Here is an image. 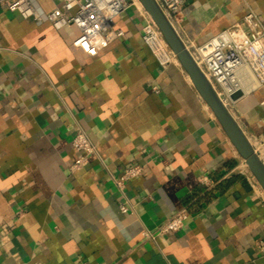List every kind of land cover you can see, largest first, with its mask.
<instances>
[{
    "label": "crops",
    "instance_id": "0c3cea01",
    "mask_svg": "<svg viewBox=\"0 0 264 264\" xmlns=\"http://www.w3.org/2000/svg\"><path fill=\"white\" fill-rule=\"evenodd\" d=\"M249 11L264 23V0H187L178 32L204 44ZM145 23L132 4L93 57L76 26L0 4V264H264V190L181 64L144 43ZM229 109L264 160V85ZM78 128L97 151L72 171ZM134 164L144 172L122 192ZM184 207V228L158 234Z\"/></svg>",
    "mask_w": 264,
    "mask_h": 264
},
{
    "label": "built area",
    "instance_id": "2783aa9c",
    "mask_svg": "<svg viewBox=\"0 0 264 264\" xmlns=\"http://www.w3.org/2000/svg\"><path fill=\"white\" fill-rule=\"evenodd\" d=\"M62 1L60 7L50 12L42 10L34 0H0V4L36 23L51 22L59 30L71 25L76 26L80 31L76 45L93 57L124 35L122 29L115 27V19L134 4L132 0ZM157 2L178 31L187 0H157ZM143 13L146 23L143 27L142 39L159 64L162 67L173 63L180 64L156 23L145 10ZM185 44L228 108L233 101L231 95L235 92L239 90L245 93L251 92L258 86L264 85V23L254 11H249L242 20L204 44H195L192 41ZM72 144L78 157L71 169L76 171L85 167L89 162L88 156L97 150L89 135L81 128L74 133ZM144 169L141 164L129 166L116 178L117 187L124 192L127 182L141 175ZM249 176L254 186L261 187L251 172ZM201 183L207 189L213 184L208 175L202 176ZM121 208L124 212L129 211L124 203ZM190 215V207L182 208L161 224L157 233L179 232L184 228ZM145 235L155 237L150 230L145 231Z\"/></svg>",
    "mask_w": 264,
    "mask_h": 264
},
{
    "label": "water",
    "instance_id": "95a60500",
    "mask_svg": "<svg viewBox=\"0 0 264 264\" xmlns=\"http://www.w3.org/2000/svg\"><path fill=\"white\" fill-rule=\"evenodd\" d=\"M146 13L153 19L163 34L170 48L176 54L179 63L189 75L193 86L211 109L221 124L239 156L246 163L251 174L257 179L264 190V160L259 156L237 122L230 109L224 104L210 80L203 73L191 52L187 48L177 29L173 26L157 0H139ZM245 94L239 90L231 95L233 101Z\"/></svg>",
    "mask_w": 264,
    "mask_h": 264
},
{
    "label": "rangeland",
    "instance_id": "374dc122",
    "mask_svg": "<svg viewBox=\"0 0 264 264\" xmlns=\"http://www.w3.org/2000/svg\"><path fill=\"white\" fill-rule=\"evenodd\" d=\"M132 1H133V3H134L136 6H138V7L141 9V7H140V6H141L140 3H139V5H140V6H139L136 0H132ZM142 9H143V7H142ZM143 10H144V9H143ZM244 164H245L244 166H246L245 168H247V171H249V169H248V167H247V165H246L245 162H244ZM249 172H250V171H249Z\"/></svg>",
    "mask_w": 264,
    "mask_h": 264
},
{
    "label": "bare ground",
    "instance_id": "6f19581e",
    "mask_svg": "<svg viewBox=\"0 0 264 264\" xmlns=\"http://www.w3.org/2000/svg\"><path fill=\"white\" fill-rule=\"evenodd\" d=\"M136 1H137L138 5L140 3L141 7H143L142 4H141V2L139 0H136ZM191 83H192V81H191Z\"/></svg>",
    "mask_w": 264,
    "mask_h": 264
}]
</instances>
